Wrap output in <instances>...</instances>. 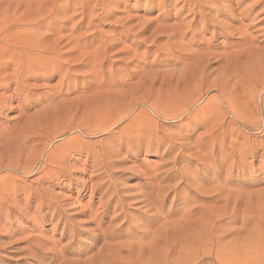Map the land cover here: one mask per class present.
<instances>
[{"label": "rangeland", "instance_id": "obj_1", "mask_svg": "<svg viewBox=\"0 0 264 264\" xmlns=\"http://www.w3.org/2000/svg\"><path fill=\"white\" fill-rule=\"evenodd\" d=\"M14 1H12L13 4H10L12 6L9 3L0 5V45L11 37H43L48 32L51 33L50 30L43 26L32 28L35 31V35L27 32V27L30 26L27 20L30 17L31 20L34 18L32 15L30 16V12L31 14L33 12V15L35 12L31 7L34 6V3L37 4V0ZM21 1L24 3L22 4ZM163 1L153 0L149 7L146 0H127L121 4L113 3L108 7L107 4L95 6V2H91L88 5L89 8L86 9L85 19H83V10L79 7V2L76 4L72 2V6L64 11L67 3L65 0L60 1L58 3L60 9L55 15V17L59 18V21L55 24V35L46 37H52L49 40H53L54 37H62L63 40H60L62 45L59 41L60 47H57L60 50V62L57 65L60 63L62 70L64 67L62 64H68L69 61L71 64L69 62L65 66L66 70L64 68L63 71L59 69V65L58 73L49 78L45 77V73L42 72L43 74L40 73L42 77L35 80L22 79L16 85H13V81L9 79L11 76L10 70L0 73V78H4V84L9 85V89L0 91V139L2 140L10 135L9 138H13L20 130L30 138L29 141H26L28 138L25 137L27 139H24L23 143H21L22 141L20 142L23 147L21 145H14L15 147L13 145L6 146L7 152H12L13 148L22 149L24 151L20 153L22 156L12 155L13 152L1 157L2 159L6 158L7 163L4 160H0V165H2V169H0V179H2L0 186H4L7 189L14 188L18 192L12 195L9 194L10 196H4L6 201L9 200L7 202L0 200V264H37L36 262L48 264L49 259H52V255L55 252L60 253L64 250L63 254H65L77 246L84 252L82 256V259H84L95 255L103 242L109 245H116L119 242H133L135 239H140L144 232V228L141 229V226L144 227L149 224L143 217H147L148 213L154 211H149L143 206L147 202L138 205L139 203H136L138 200L133 201L137 197L132 198V201L127 198L135 195V192H138L142 186L141 183L144 177L141 175L139 177L138 171L140 170L145 172L148 169L154 170L156 167V175H162L161 177L164 178V176L170 174L171 179L164 181L161 186H158L165 188L163 191L164 195L159 198L161 203L163 202L161 206L163 214L173 212L172 210L181 207H184L183 209L186 212L189 211L191 213V211L196 212L208 206L209 200L198 190L209 184L211 177L207 178V171L202 170L201 172H193L186 175L187 181L186 179H181L179 174H186L180 170L185 164L184 161H179L175 167L171 164L173 157L178 154L177 151V153L173 152L167 157L163 154L167 149V146H164L158 150L152 149L153 151L148 153L145 150L146 147L140 150L136 149L135 146L128 147L126 144L128 139L121 138L119 135H116L115 141L107 140L97 144L95 141L102 138L88 137L80 130L82 124H88L92 121L97 124L101 122L107 114L113 113L115 105L124 107L125 105L136 104L138 109L129 115V118H132L140 111L148 112V106L162 109L168 108L166 106L170 105L165 102L166 99L173 100L174 93L177 90H184L186 82L189 81L188 79L177 86V77L175 76L172 79L169 77L170 73L176 72V74H179L182 71H190L189 69L195 72L199 71L203 66L210 71L215 70L212 77L209 76L207 80L210 83L213 82L212 80L218 79V74L225 72L224 74H227L231 79L230 85L233 88L235 87L232 90V99H236L234 100L236 103L233 105L235 107L239 105V108L242 109L245 107V110L253 109V118H256V120L262 119L256 106L258 104L263 107L261 103H263L264 99V0H206L201 3V8L217 17L218 23L220 22L227 29L222 28V30L220 27L213 28L210 26L199 37H189L191 33L198 30L193 25L195 30L191 27V29L183 31L187 37H177L170 40V42L167 41L166 37H162L160 33H156V36L155 31L159 28H169L168 26L179 24L178 21L181 22V19L188 14V7L185 4V0H174L175 2L169 0L166 3H163ZM188 1L192 2L193 0ZM20 2L22 6L26 7L17 8V6H21ZM166 4H169V7ZM29 5H31L30 8L28 7ZM16 9L21 10L15 11ZM29 9L32 11L28 12ZM25 10H28L26 12L29 13L30 17H27L28 14L25 13ZM217 12L220 15L216 16ZM166 13L167 19L164 17ZM102 15L103 17L100 18ZM11 18L15 20L16 25L11 26L9 23ZM144 23H150V28L145 29L144 27L147 25ZM159 23L161 26H159ZM131 27L133 28L130 29ZM125 28H129V31L127 29L126 31ZM154 29L155 37H153V33H150ZM43 33L44 35H41ZM137 33H139V36L133 37ZM77 38H80V43L84 44L85 42L87 45L85 49L74 50ZM190 40L194 42L192 45H187ZM72 49L77 53H73ZM83 51L87 53V58H92L96 61L98 71H93L94 69L92 68L90 70L84 65L87 58H83L84 60L76 58L77 54ZM189 52L197 53V61L196 56L194 58H186V55L190 54ZM78 60L79 62H77ZM205 61L208 63L207 65ZM194 62L198 63V66L196 65L197 69L193 65L195 64ZM130 73L133 74L132 78L128 76ZM62 78V85L58 87ZM102 78H104V86L101 87L99 82ZM189 82H192L191 87L195 85V88H191L189 91L194 89L195 93L197 92L196 90H199V95L204 94L209 86V84L199 86L196 84L198 83L196 78ZM172 89H176L175 92ZM215 94L214 91L208 93V95ZM168 95L172 96V98L168 97ZM26 96L29 99L27 103H30V107L24 102V97ZM204 98H206V95ZM204 98L196 103L193 108L197 113L200 112L199 108L202 106ZM248 101L250 102L248 103ZM252 101L253 103H251ZM109 104L114 106H111L113 109ZM240 105L242 106L240 107ZM45 107L48 109L46 110ZM44 109L45 112L42 111ZM38 113L39 115H36ZM40 113L43 114L41 115ZM224 114L222 112L219 118L225 117ZM41 117L45 119L43 120ZM154 121L159 128V132L154 135V140L157 141H163L166 134L174 135L182 132V135H187L193 144L205 130H197L195 125L187 124L186 121H162L155 117ZM27 122H33L34 124L40 122L44 126L46 125L47 127H41L42 129L39 132L44 130L41 134L48 136V138L38 142L31 141L34 136L30 131L27 134L25 132L28 130H24ZM79 123L81 124L79 125ZM127 124L128 122H125L119 127ZM83 128L85 129V125ZM232 130H236L237 133L230 138H233L232 140L238 138L240 146V143L244 142L245 139L253 138L255 135L246 132L248 129L242 123L234 124ZM55 137L57 138L54 139ZM75 142L77 143L74 144ZM178 143L179 141L174 142L176 145ZM239 145H237V148L240 147ZM101 148L110 151L113 158L115 156L114 159L111 157L110 161H114L113 163L110 162L111 168L109 165H105L107 159L103 160L104 163L101 162L103 163L102 166L100 162L94 160L93 155L89 152L91 150L96 155L95 153ZM66 149H68V152L64 153ZM25 153L28 155H25ZM161 154L163 155L161 156ZM60 155L63 157L54 163L55 165L48 163L44 172L31 176L32 169L37 172L38 168L48 158ZM16 157H20V160H17ZM241 161L251 166V169L244 171L246 174L243 172L244 174H240L241 177L239 176L240 184L241 186L243 184V186L246 185L244 190L247 189L245 191L249 193V196L248 198L242 196L243 199H239V205L234 209L236 218L227 228L219 231L220 242L216 248L215 259L210 260L206 255L197 258V253H195L192 246H186L179 242V238L183 233L179 232L180 235H174L173 232L176 230H173L172 235L168 239V264H264V151H256L254 155L247 154L241 158ZM195 163L197 164V162ZM9 166L11 167L7 170ZM101 168L102 171L99 170ZM135 169L138 171L136 172ZM237 169L240 170L241 165ZM171 171L172 173L174 171L177 172L178 176H173ZM53 172L54 174L57 173V175L51 177L50 175H53ZM225 176L223 174L222 178H225ZM203 177L205 180L198 181ZM47 178L49 181L46 180ZM117 178L118 180H116ZM35 179L39 180L34 181ZM254 179L256 180L255 182ZM119 180L120 182H118ZM39 183L41 184L39 185ZM103 183L106 184L103 185ZM194 183L197 184V187ZM102 185L103 187H101ZM231 186H233L232 189L239 187L236 184ZM36 187L37 190L39 189L40 195L44 196V199L48 202H51L50 208H42L39 205V200L29 198L31 192H33L32 188L36 191ZM167 191L168 195L165 194ZM118 195L122 200L117 199ZM163 196L165 197L164 199H162ZM110 197L112 198L110 199ZM231 202V206H235L238 201L233 198ZM118 206L120 207L119 209H117ZM256 207L260 208V213L256 211ZM183 209H181V213L185 211ZM64 211L65 213H62ZM66 214H68L69 220L64 219ZM96 214L97 216L101 215V219L99 217L98 222L101 221L100 230L103 233L105 232V234L100 230L102 234L99 231L95 232L98 228H94L95 224L92 221ZM178 214L180 215L178 212L176 217H173L175 219L171 218L172 220L168 221L176 220L179 216ZM242 215H245L248 219L246 222H242ZM116 217L118 220H116ZM112 219L114 220L113 223ZM86 220L90 221V224ZM87 227L108 240L100 239L101 242L94 241L90 235L83 232ZM72 230L77 232L76 235L79 236H77L79 240L76 238L77 242L75 239H70ZM108 231H110L109 234L106 233ZM111 233L113 234L111 235ZM184 235L187 234L185 233ZM139 239L137 240L138 242H146ZM12 241L13 243L18 241L17 244H20L17 245L15 242L13 245ZM15 246L17 249H22L25 246H40L43 259L40 261L32 259L23 250V252H19L14 249ZM159 246L157 245L156 247L158 248ZM50 250L52 251L50 252ZM143 255L145 258L140 259V261L151 258L152 252L149 247L143 252ZM127 256L122 254L120 258L128 259ZM131 256L135 257L133 254ZM154 259L163 260V256L154 250Z\"/></svg>", "mask_w": 264, "mask_h": 264}, {"label": "bare ground", "instance_id": "obj_2", "mask_svg": "<svg viewBox=\"0 0 264 264\" xmlns=\"http://www.w3.org/2000/svg\"><path fill=\"white\" fill-rule=\"evenodd\" d=\"M12 1H14V0H0V5L1 4H8V3L10 5L12 3ZM60 1H63V0H37V4H35L33 2L34 6H32L31 9L33 8L35 10L34 15H33V12H32V14L30 12L32 10H30V9H29V11L25 10V13L28 14V16L26 15L27 17H30L31 15H32V17L34 16V18H32V20H31V17L29 19L27 18L28 20L26 19L30 23V26L27 27L28 28L27 32H30L33 35H35V31L32 28H39V27L43 26L46 29L50 30L51 33L48 32L45 35H44V33L41 34V35H44L43 37H11L7 41H3L1 43V45H0V73H3L4 71L10 70L11 76L9 77V79L13 81V83H12L13 85H16L22 79L23 80H28V79L29 80L30 79L35 80L36 78L42 77L40 75V73L41 74L45 73L44 74L45 77H48V78L51 76H54L58 73L59 65H60L59 69L61 70V68H62L61 64L59 63V65H57V63L60 62V60H59L60 50H58L57 47H60L59 46V44L61 43L60 40H63V39H62V37H54L53 40H49V38H52V37H46L49 35H51V36L55 35V24L59 21V18L55 17V15H57V13L60 9V7L58 5V3ZM65 1H66L67 5L65 6L64 11H66L69 7L72 6V2L75 4L79 2V7L83 10L82 11L83 19H85L86 9L89 8L88 5L91 2H95V6L107 4V7H108L109 5H111L113 3L121 4V3L126 2L127 0H65ZM161 1H163V0H161ZM168 1L169 0H164L163 3H166ZM193 1L192 2L188 1V2H190L188 4L187 0H185V4L188 7V10H187L188 14L181 19V22L178 21L179 24H177V25L173 24V26H168L169 28H165V27L163 29L159 28L156 31L154 29L153 32H150V33H153L152 35H154V31H155V35H156V33H160V34H162V37H166L167 41L170 42V40H173L177 37H187V35L184 34L183 31L185 29L186 30L189 28L191 29V27H193V25H195L196 29H198V30L196 32L194 31V33H191L189 37H199L210 26L213 28L220 27L221 29L222 28L227 29V27L222 26L220 24V22L218 23L217 17H214L210 12H206L201 8V6H202L201 3L205 2L206 0H196L194 2ZM21 2H22V4L24 3L23 1H21ZM21 2H20L21 6H17V8L18 7L19 8L26 7V6H22ZM146 2H147V5L149 7V6H151V3L153 2V0H146ZM14 3H15V1H14ZM176 3H177V1H176ZM166 5L168 6L169 4H166ZM10 6H12V5H10ZM30 6L31 5H29L28 7L30 8ZM24 9H26V8H24ZM18 10L20 11L21 9H16L15 11H18ZM167 10H168V8H167ZM26 11L30 12V16H29V13ZM35 14H37V15H35ZM24 15H22V16H24ZM218 15H220V13L217 12L216 16H218ZM102 17H103V15L100 16V18H102ZM164 17H165V19H167V13L165 14ZM22 18H24V17H22ZM9 23L11 24V26L16 25V22L13 18H11L9 20ZM33 23H34V25H33ZM161 23H162V20H161ZM144 24L147 25L146 27H144L145 29L150 28L149 26H151L150 23L149 24L144 23ZM141 26H143V25H141ZM159 26H161L160 23H159ZM137 27H139V26L137 25ZM132 28L133 27H131L130 29H132ZM126 29L129 31V28H125V30ZM139 29H141V28L139 27ZM193 29H194V27H193ZM126 31H124V32H126ZM139 33H137V35L135 34L133 37H138ZM141 33H143V32H141ZM155 35L153 37H155ZM150 38H152V37H150ZM72 39H74V38H72ZM77 39H78L77 41L75 40L77 42V44H76V47L74 50L79 51L82 48L85 49L87 47L85 42H84V44L81 42L83 44L82 45L79 41L80 38H77ZM59 41H60V43H59ZM171 42H173V41H171ZM193 42L194 41L190 40L187 45H190V44L192 45ZM61 45H62V43H61ZM165 46H167V45H165ZM63 47H65V46H63ZM72 52L77 53V52H74L73 49H72ZM189 53H190L189 55H186V58L189 59V58H194L196 56L195 58L197 61V53L196 52H189ZM87 56H88L87 53L85 51H83V52H80L79 54H77L76 58H79V60H81L83 58L84 59L87 58ZM73 59H75V58H73ZM79 60L77 62H79ZM204 60H205V58H204ZM204 60H202V61H204ZM206 60H207V58H206ZM85 61H86L85 62L86 64L84 63V65H86L90 70L92 68V69H94L93 71H95V70L98 71L97 63L94 59L87 58V59H85ZM210 61H208V62H210ZM69 62H68V64H69ZM196 63L193 64L195 66V68L198 66V63L197 64ZM68 64L67 63L62 64L64 67L61 71H63L64 68L66 70L65 66ZM70 64H71V62H70ZM205 64L207 65L208 63H206V61H205ZM82 65H83V63H82ZM199 67H200V64H199ZM184 70H186V69H184ZM189 70L191 71L192 69H189ZM190 71H187V70L182 71L179 74H176V72L170 73L169 77H171L172 79L175 76L177 77V84H176L177 86L179 84H181L182 82L187 81L188 79H189V81H191L194 78H196L198 80V83H196V84H198L199 86H202V85L205 86V84H209V86L207 85L208 87H207V90L204 92V94L199 95V93H198L199 90H196L197 92H195V93H194V89L192 91H189L191 88H195V85H193L191 87L192 82L187 81L186 82V88L182 91L177 90V92L174 93V99L173 100L172 99H170L171 101L167 100L169 98H167L166 101L164 100L168 105H170V106H166L168 108L162 109V108L155 107V106H148L149 107L148 112L147 111L146 112L140 111L135 116H133L132 118H129V115H131L134 111H136L138 109V108H136L137 107L136 104L135 105H125L126 107L125 106L124 107L118 106L119 110H118V107L116 105H115V107L113 105H111L115 108V109H113L109 104V106L113 109V113L107 114L105 116V118L102 119L101 122H99L98 124L95 121H92L88 124L87 123L82 124L81 125L82 128H80V130L83 131V133L88 137L102 138L101 140L95 141V142H97V144L103 143L104 141H107V140H110V141L114 140L115 141L116 135H119V137H121V138L128 139L127 143H126L128 145V147L135 146V148L139 149V150L143 149V147H146L145 150L148 153H151V151H153L152 149L158 150V149H160V147H164V146L165 147L167 146V149H166V152H163V154L167 157L170 156V154H172L173 152L177 151L178 154H176V156L173 157V159L171 160V164L175 167V165L179 161H181V160L184 161V163H185L184 166L181 169L180 168L179 169L184 171L186 174L185 175L179 174L181 176V179L184 180L187 178L186 175L193 173V172H201L202 170L207 171L206 172V175L208 176V177L206 176L207 178L211 177L209 184H207L206 186H204L198 190V192L202 193L205 196V198L207 200H209L208 206H206L205 208L203 207L201 210H199V211L197 210L196 212L191 211V213H189V211H187L189 214L186 212L185 209H183L184 207H181L179 209H174V210H172L173 212H167V213L163 214L162 209H161L163 202L161 203L159 198H161V195H164L163 191L165 188L164 187H158V186H161L164 181L170 180L171 179L170 174L168 173L169 175L164 176L165 175V173H164V175H163L164 178L161 177L162 175H156L157 174V173H155L157 171L156 167L154 170H151V169H148L150 171L144 170L145 172H141V170L140 171L137 170L139 177H140V175L144 177V179L142 178L143 179V182L141 183L142 186L138 192H135L136 193L135 195H133V196L131 195L130 198L129 197H127V198L131 199L130 201H132V198L137 197L136 199L134 198L133 201L138 200V201H136V203H139L138 205H140V203L145 204L147 202L143 206L145 208L149 209V211L154 210V211L148 213V216L146 215L147 217H143L147 221V224L148 223L149 224H148V226H144V227L141 226V229L144 228V232L142 231L143 235L140 239L139 238L138 239L141 241H146V242H138L137 241L138 239L137 240L135 239L136 242H135V240L133 242H125V243L119 242V244H116V245H113V244L109 245L108 243L103 242L102 246L100 247V249L97 251V253L95 255L84 258V259H82L84 252H82L80 250V248L77 246L65 254H63L64 250L60 253H56V252L54 253L53 252L54 254L52 255V259L50 260L48 257V259H49L48 264H168V262H167L168 255H169L167 252L168 247H169V240L168 239L172 235L173 230H176L175 232H173L174 235H178L179 232L183 233V234H181V237L179 238V242L183 243L186 246H189V245L192 246L195 250V253H197V258H200V257H203L206 255V256H208V259H210V260L215 259L216 248L220 242V237L218 236L219 231L221 229L227 228L229 226V224L236 218V213H234V209L236 208V206L239 205V199L240 200L243 199L242 196H245L247 198L249 196V193L245 191L247 189L244 190L246 185L243 186L244 185L243 184L241 186L239 176H240V174H244L251 166L249 164H246L245 162L241 161V158L247 154L254 155V153L256 151H259V150L264 151V99H263V103H261V104H263V107L259 106L258 104L256 106V109L259 110L260 117H262V119L260 118L261 120H256V118H253V116H252V114H254L253 109H251V110L246 109L245 110V107H244V109H242V108H239V105H238V107H235L233 105L234 103H236V101L234 102V100H236V99H232V95H233L232 90L235 89V87L233 88V86L230 85L231 79L227 74H224L225 72L218 74L217 80H212L213 82L208 83L207 80H208L209 76L212 77V75L215 73V70L210 71V70H208V68L202 66V68L199 69V71H195V72H193V71L190 72ZM67 73H68V71H67ZM160 73H162V72H160ZM133 74H134V72H133ZM133 74L130 73L128 75L129 78H132ZM64 75H66V74H64ZM66 77H67V75H66ZM145 77H147V76H145ZM43 79H44V77H43ZM64 80H66V79H64ZM152 81H153V79H152ZM62 82H63V78L60 80L58 87H60L62 85L61 84ZM155 82H157V81H155ZM99 86H101V87L104 86V78H102V80H100ZM7 89H9V85L4 84V78H0V91L1 90H7ZM172 90H174V92H175L176 89H172ZM210 91H214L216 94L215 95H208V93ZM169 95H168V97H170ZM205 95H206V98H204ZM170 98H172V96ZM203 98H204L203 104L199 108L200 112L197 113V111H195L193 108H194L195 104L198 103L199 101H201ZM242 99H243V97H242ZM253 99H250V100H253ZM28 100L29 99H27V96L24 97V102L27 104V106L30 107V103H27ZM253 101L251 103H253ZM106 102H107V100H106ZM249 102L250 101H248V103ZM160 103H161V101H160ZM26 104H24V105H26ZM241 106L242 105H240V107ZM48 107H50V106H48ZM116 107H117V109H116ZM45 108H46V110L48 109L47 107H45ZM201 110H202V112H201ZM42 111L45 112V109ZM222 112L225 113L224 114L225 117L219 118V115L222 114ZM36 115H39V113ZM154 117L157 119H160L162 121H171V122L186 121L187 124L195 125L197 130H199V129H203V130L205 129V130H204V132H202L199 135L198 140H196V142H194L193 144H192V142H190V139L187 135H182V132H179L178 134H174V135H167L166 134L165 139L163 141L162 140L157 141V140H154V135H156L157 132H159V128H158L157 123L154 121ZM41 119H43V118L41 117ZM125 122H128V124L126 126L119 127L120 125L124 124ZM236 123H242L248 129V131H246V132L253 133V135L255 134L253 136V138L249 137V138L245 139L244 142L240 143L241 146L238 143V138H235L234 140H232L233 138H230L237 133L236 130H232L234 124H236ZM41 124L42 123H40V122H38V124H34L33 122L32 123L27 122L24 130L25 131L28 130L27 132H25L27 134L30 131V133L34 136L33 137L34 139H32L31 141H37L38 142V141L44 140L45 138H48V136H46V135L44 136V134H41L42 132H44V130L39 132L42 129L41 127L45 128V126H46V125L44 126L43 124L42 125ZM80 124L81 123H79V125ZM39 125H41V126H39ZM84 125H85V129L83 128ZM11 134H13V133H11ZM23 134H24V132L20 130L19 133L16 134L15 137H13V138H9L11 135L10 136L6 135L7 137L3 138L2 140L0 139V160L6 161L5 160L6 158L2 159L1 157L8 155V154H11L13 152L14 153L12 155L16 154V156H18V155L22 156V154H20V153L24 152L22 149L17 150V149L13 148L12 152H7L6 146H9V145H13V147H15L17 145L19 146L27 138L28 139L26 141H29L30 138L27 135H25V134L23 135ZM45 134H47V133H45ZM25 137H27V138L25 139ZM57 137H55L54 139H56ZM119 141H120V139H119ZM175 141H177V142L179 141L178 145L174 144ZM76 143L77 142H75L74 144H76ZM237 145H239L240 147L237 148ZM21 146L23 147V145H21ZM1 149H5V150H1ZM9 151H10V149H9ZM67 152H68V149L64 150V153H67ZM89 152L93 155L94 160L98 161L100 163L101 162L104 163L103 160L107 159V161H109V162L106 161L105 165H109V167H110V162H111L110 160L112 157V153L110 151L106 150L105 148H101L100 150H98L95 153L96 155H94V152H92L91 150ZM26 154L27 153H25V155ZM163 154H161V156ZM62 157L63 156L60 155V156H53V157L48 158L46 161H44V164L38 168L37 172H34L35 169H32L31 176L33 177V175L41 174V172H44V169H46V165L48 163L54 164L59 159H62ZM16 158H17V160H20V157H16ZM114 158H115V156H114ZM36 160H38V159H36ZM95 161H94V163H95ZM8 162H10V161L8 160ZM113 162H111V163H113ZM195 162H197V164ZM6 163H7V161H6ZM103 163H101V165ZM15 164H16V162H15ZM239 165H241L240 170L237 169ZM11 166H9V168H7V170L10 169ZM94 166H96V165H94ZM111 166H112V164H111ZM113 166H114V164H113ZM114 167H116V166H114ZM142 167H144V166H142ZM160 168H161V166H160ZM160 168H159V170H161ZM0 169H2V165H0ZM162 169H163V167H162ZM171 169H173V168H171ZM99 170L102 171V168ZM104 170H105V168H104ZM135 171H136V169H135ZM177 171H178V168H177ZM236 171H237V173H236ZM208 172L210 174L211 173L212 174L208 175ZM27 173H29V172H27ZM116 173H118V172H116ZM158 173H159V171H158ZM171 173H172V171H171ZM104 174H106V173H104ZM172 174L175 177L178 176L177 172H175V171ZM223 174L226 175L225 178H222ZM56 175H57V173L54 174V172H53V175L51 174L50 176L54 177ZM60 176H61V174H60ZM111 176H113V175L111 174ZM243 176H245V175H243ZM106 177H104V178H106ZM250 177H251V175H250ZM106 179H109V178H106ZM112 179H113V177H112ZM1 180L2 179H0V181ZM38 180L39 179H35L34 181H38ZM46 180H48V178ZM116 180H118V178ZM187 180L188 179H186V181ZM194 180H196V179H194ZM202 180H205L204 177L198 181H202ZM255 181L256 180L254 179V182ZM40 182H41V180H40ZM118 182H120V180ZM109 183H111V182H109ZM244 183H245V181H244ZM40 184L41 183H39V185ZM105 184L103 183V185H105ZM197 184H195L196 187H197ZM233 184H236L239 187H237V189H232L233 186H231V185H233ZM103 185L101 187H103ZM195 185H193V186H195ZM247 185H249V183H247ZM109 186H110V184H109ZM111 189H112V187H111ZM111 189H109V190H111ZM32 190H33V192H31V194L29 195L30 199L39 200L40 201L39 205H41L42 208H50L51 207V205H52L51 202H48L46 199H44V196L40 195L39 189L37 190V187H36V191H34L33 188H32ZM116 190H118V189H116ZM16 193H18L17 189H14V188L7 189L4 186H0V200L1 201H6L4 199V196H7L9 194H11V195L16 194ZM29 193H30V191H29ZM120 193H121V191H120ZM167 193H168V191L165 194H167ZM154 194H156V195H154ZM174 195H176V194H174ZM104 198H105V194H104ZM111 198L112 197H110V199ZM164 198L165 197L163 196L162 199H164ZM233 198H235L238 201L235 203V206L234 205L231 206V203H232L231 200ZM117 199H121V198H119V195L117 196ZM7 201H9V200H7ZM49 201H50V199H49ZM107 202H109V201H107ZM121 206H122V204H121ZM119 208L120 207L118 206L117 209H119ZM256 208H257L256 211L258 213H260V208L259 207H256ZM53 209H55V208H53ZM59 209H60V207H59ZM181 209H183L185 211L181 213ZM41 211H42V209H41ZM65 211L62 213H65ZM96 212H98V211H96ZM147 212H148V210H147ZM178 212L180 213V215L178 214L179 215L178 218L172 222H169L171 218L175 219L173 217L174 216L176 217V214ZM68 214L65 215L66 218H64V217L63 218L69 220ZM97 214H96V216H97ZM248 214L253 215L254 213H248ZM96 216H95V218H94V216H92V218H94V220L93 219H92L93 221L91 220L92 223L95 224L94 228H96V227L98 228V229L96 228L97 230L95 232H97L101 229L100 228V222L101 221L98 222V219L101 215L97 216V217ZM100 219H101V217H100ZM116 220H118L117 217H116ZM123 220H126V219H123ZM247 220L248 219L246 218V216L242 215V222H246ZM113 221L114 220L112 219V223H113ZM71 222H72V220H71ZM65 223H66V221H65ZM72 225H74V224H72ZM118 225H119V223H118ZM80 227H82V226H80ZM84 227H85V224H84ZM66 228H67V226H66ZM67 230L69 231V229H67ZM93 231L94 230L88 229V227H87V229H85L83 232L84 233L86 232L88 235H90L94 241L101 242L100 239H103L104 241L108 240V239L103 238L100 234L95 233ZM100 231L102 232V230H100ZM100 231H99V233H101ZM109 232L110 231H108L106 233L109 234ZM185 233L187 235H184ZM76 234H77V232L72 230V234L70 235V239L71 240L72 239L76 240V238L78 239L79 236ZM103 234H105V232ZM112 234L113 233H111V235ZM113 237H114V235H113ZM68 238H69V236H68ZM109 240H111V239H109ZM17 242H16V244H17ZM71 242H73V241H71ZM76 242H77V240H76ZM107 242H109V241H107ZM121 242H124V241H121ZM11 243L14 245L13 241ZM18 244H20V243H18ZM26 244H29V243H26ZM76 245H77V243H76ZM157 245H160V246L157 248L156 247ZM39 247L38 246H36V247L25 246L24 248L22 247V249L21 248L17 249L15 246L14 249H17L19 252H21L23 250L24 252H26L28 257H30L32 259H37L38 261H40L41 259H43V256H42V249ZM148 247L150 248V250L152 252L151 258L150 259L147 258L146 260L140 261V259L145 258L143 255V252L146 249H148ZM76 248H77V250H75ZM154 250L156 253L162 254L163 260L162 259H160V260L154 259ZM51 251L52 250H50V252ZM122 254H125L126 256L128 255L127 256L128 259L127 258H124V259L120 258V255H122ZM131 254L135 255V257H132ZM129 261H131V262H129ZM156 261H159V262H156ZM36 263L38 264L39 262H36Z\"/></svg>", "mask_w": 264, "mask_h": 264}]
</instances>
